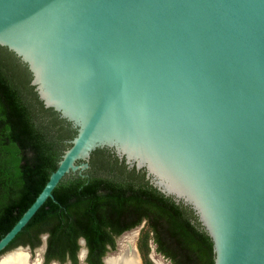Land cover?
Masks as SVG:
<instances>
[{
	"label": "water",
	"instance_id": "1",
	"mask_svg": "<svg viewBox=\"0 0 264 264\" xmlns=\"http://www.w3.org/2000/svg\"><path fill=\"white\" fill-rule=\"evenodd\" d=\"M0 46L76 129L0 261L30 257L2 251L107 148L193 210L214 264H264V0H0Z\"/></svg>",
	"mask_w": 264,
	"mask_h": 264
},
{
	"label": "trees",
	"instance_id": "2",
	"mask_svg": "<svg viewBox=\"0 0 264 264\" xmlns=\"http://www.w3.org/2000/svg\"><path fill=\"white\" fill-rule=\"evenodd\" d=\"M27 66L0 46V238L29 207L57 167L76 129L46 108ZM81 173L66 174L2 252L34 249L46 235L43 264H78L79 239L87 264H103L116 238L141 226V264H155L151 245L172 264H214L212 242L193 210L157 190L142 170L97 148Z\"/></svg>",
	"mask_w": 264,
	"mask_h": 264
},
{
	"label": "bare ground",
	"instance_id": "3",
	"mask_svg": "<svg viewBox=\"0 0 264 264\" xmlns=\"http://www.w3.org/2000/svg\"><path fill=\"white\" fill-rule=\"evenodd\" d=\"M135 231H130L120 237L118 242L119 252L117 255L110 257H105L104 264H140L136 245L134 244L135 240ZM84 256V249L80 251V258ZM155 264H165L161 259H154ZM0 264H39V259L30 261L28 254L26 252L14 251L10 254H7L1 261Z\"/></svg>",
	"mask_w": 264,
	"mask_h": 264
},
{
	"label": "rangeland",
	"instance_id": "4",
	"mask_svg": "<svg viewBox=\"0 0 264 264\" xmlns=\"http://www.w3.org/2000/svg\"><path fill=\"white\" fill-rule=\"evenodd\" d=\"M140 228L141 227H137V228L128 230V231H126L125 233L122 234V235H124V234H126V233H128L130 231H135L136 233H135L134 244L136 245V247H137V238H138V234H139ZM121 236L116 238V247H115V249L109 250L106 253L105 257H110V256L118 254V252H119V244H118V242H119ZM150 245H151V249H150L149 256H150L151 260L154 261V259H161V261L163 263H165V264H172L169 259L165 258L163 255H161L159 252H157L155 250V245H153V244H150ZM84 248H85L84 244H80V250H79V254H78V264H84L85 259H81L80 258V251H81V249H84ZM44 249H45V236H42L41 244L38 247L34 248V249H30V257H29V254L25 250L20 249V251L26 252L28 254L29 260L30 261H34L35 259L37 260L38 257H40V256L43 258ZM11 250H13V249H11ZM15 251H17V250H15ZM12 252H14V251H12ZM12 252H10V253H12ZM10 253H8V254H10ZM83 258H84V256H83Z\"/></svg>",
	"mask_w": 264,
	"mask_h": 264
},
{
	"label": "flooded vegetation",
	"instance_id": "5",
	"mask_svg": "<svg viewBox=\"0 0 264 264\" xmlns=\"http://www.w3.org/2000/svg\"><path fill=\"white\" fill-rule=\"evenodd\" d=\"M142 226V225H141ZM128 231V230H127ZM120 236V235H119ZM25 246H28V245H25ZM29 247V246H28ZM84 247H85V244H84ZM30 248V247H29ZM86 248V247H85ZM44 251H45V249H44ZM44 254V253H43ZM78 254H79V251H78ZM78 257V256H77ZM85 258H86V255H85ZM84 258V259H85ZM43 261H44V256H43ZM52 261V260H51ZM54 261H57V260H54ZM57 262H59V261H57ZM86 262V261H85ZM60 263V262H59ZM71 264V262H70V260H68V261H66V262H64V263H61V264ZM87 263V262H86Z\"/></svg>",
	"mask_w": 264,
	"mask_h": 264
}]
</instances>
